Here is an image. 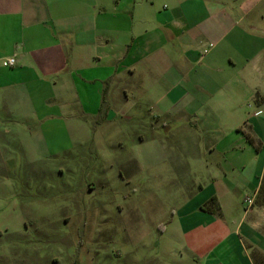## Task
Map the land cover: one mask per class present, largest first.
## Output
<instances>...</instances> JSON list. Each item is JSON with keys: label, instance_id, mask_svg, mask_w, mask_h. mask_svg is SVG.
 Returning a JSON list of instances; mask_svg holds the SVG:
<instances>
[{"label": "crops", "instance_id": "obj_1", "mask_svg": "<svg viewBox=\"0 0 264 264\" xmlns=\"http://www.w3.org/2000/svg\"><path fill=\"white\" fill-rule=\"evenodd\" d=\"M143 105L175 140L155 135L177 198L158 264H259L264 0H0L8 135L60 141L100 119L121 134Z\"/></svg>", "mask_w": 264, "mask_h": 264}, {"label": "rangeland", "instance_id": "obj_2", "mask_svg": "<svg viewBox=\"0 0 264 264\" xmlns=\"http://www.w3.org/2000/svg\"><path fill=\"white\" fill-rule=\"evenodd\" d=\"M141 109L121 134L101 119L54 142L0 126V264H158L177 198L155 135L175 140Z\"/></svg>", "mask_w": 264, "mask_h": 264}, {"label": "built area", "instance_id": "obj_3", "mask_svg": "<svg viewBox=\"0 0 264 264\" xmlns=\"http://www.w3.org/2000/svg\"><path fill=\"white\" fill-rule=\"evenodd\" d=\"M16 63H17L16 59L12 58V59L4 61L3 66L6 68H12L16 65ZM249 203H252V201H249Z\"/></svg>", "mask_w": 264, "mask_h": 264}]
</instances>
